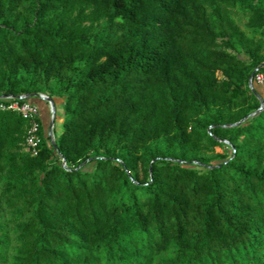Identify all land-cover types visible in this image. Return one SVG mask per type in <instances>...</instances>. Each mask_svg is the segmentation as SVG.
I'll return each mask as SVG.
<instances>
[{
    "label": "trees",
    "instance_id": "obj_1",
    "mask_svg": "<svg viewBox=\"0 0 264 264\" xmlns=\"http://www.w3.org/2000/svg\"><path fill=\"white\" fill-rule=\"evenodd\" d=\"M253 70L264 0H0V96L62 100L36 156L0 111V264H264Z\"/></svg>",
    "mask_w": 264,
    "mask_h": 264
},
{
    "label": "built area",
    "instance_id": "obj_2",
    "mask_svg": "<svg viewBox=\"0 0 264 264\" xmlns=\"http://www.w3.org/2000/svg\"><path fill=\"white\" fill-rule=\"evenodd\" d=\"M253 88V85L264 88V74L258 73L248 81ZM48 96L38 94L36 98L46 103L47 112L50 119L51 105L46 100ZM0 111L10 110L19 114L22 119L27 122V130L24 138V150L31 156H36L39 152L41 137L39 135L41 122L39 108L36 103L29 101L26 95H18L16 97L3 96L0 98ZM52 132V130H51ZM48 136V127H47Z\"/></svg>",
    "mask_w": 264,
    "mask_h": 264
},
{
    "label": "rangeland",
    "instance_id": "obj_3",
    "mask_svg": "<svg viewBox=\"0 0 264 264\" xmlns=\"http://www.w3.org/2000/svg\"><path fill=\"white\" fill-rule=\"evenodd\" d=\"M233 17L236 20L237 24L246 33V35L248 37H255V38L259 37L258 33L253 32L250 28H248L246 26V18L240 11L234 10L233 11ZM258 89H262V88L258 87ZM261 94L264 96L263 91ZM52 101L54 103V108H55V112H56V118H55V120L53 122V126H52V137L55 136L57 138L62 131V122H61L62 100H61V98L56 97V98L52 99ZM48 118H49V116H48ZM224 145H226L225 147L227 148L228 145L227 144H224ZM215 152L216 153H222L223 149L222 148H216Z\"/></svg>",
    "mask_w": 264,
    "mask_h": 264
},
{
    "label": "water",
    "instance_id": "obj_4",
    "mask_svg": "<svg viewBox=\"0 0 264 264\" xmlns=\"http://www.w3.org/2000/svg\"><path fill=\"white\" fill-rule=\"evenodd\" d=\"M255 72H256V70H253V72H252L251 75H250V78L255 74ZM248 87H249L250 90H253V88L251 87V85H250L249 83H248ZM254 94H255V96H257V98L259 99V102H260V104H261V106H262V99H261V97H260L256 92H254ZM36 96H37V94H28V95H26V98H33V97H36ZM1 97H2V96H0V98H1ZM46 100H47V101L50 103V105H51L50 119H49V124H48V137H49V139H50V143H51L52 147L55 148V149L57 150V146H56V144H55V142H54V139H53V137H52V132H51V130H52V126H53V122H54V118H55V108H54V103H53L52 99L49 98V97H47ZM261 108H262V107H259L258 110H257V112L260 111ZM223 142H224V143H227L226 141H223ZM62 165L65 166L64 159H62Z\"/></svg>",
    "mask_w": 264,
    "mask_h": 264
},
{
    "label": "crops",
    "instance_id": "obj_5",
    "mask_svg": "<svg viewBox=\"0 0 264 264\" xmlns=\"http://www.w3.org/2000/svg\"><path fill=\"white\" fill-rule=\"evenodd\" d=\"M31 101L37 104V106L39 108L41 125H42L43 129L47 130V127L49 124V118H48L46 103L42 102L40 100H37V99H33Z\"/></svg>",
    "mask_w": 264,
    "mask_h": 264
}]
</instances>
